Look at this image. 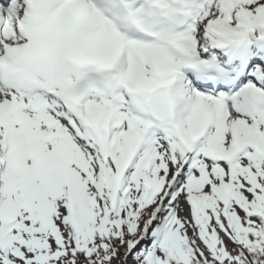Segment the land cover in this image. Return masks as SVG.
Wrapping results in <instances>:
<instances>
[{
	"label": "snow or ice",
	"instance_id": "obj_1",
	"mask_svg": "<svg viewBox=\"0 0 264 264\" xmlns=\"http://www.w3.org/2000/svg\"><path fill=\"white\" fill-rule=\"evenodd\" d=\"M0 264H264V0H0Z\"/></svg>",
	"mask_w": 264,
	"mask_h": 264
}]
</instances>
